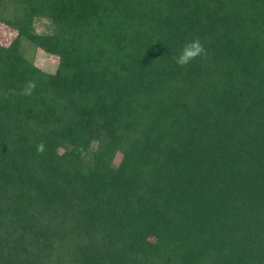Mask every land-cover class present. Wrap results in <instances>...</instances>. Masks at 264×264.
Wrapping results in <instances>:
<instances>
[{"label":"trees","instance_id":"obj_1","mask_svg":"<svg viewBox=\"0 0 264 264\" xmlns=\"http://www.w3.org/2000/svg\"><path fill=\"white\" fill-rule=\"evenodd\" d=\"M0 29V264H264V0H0Z\"/></svg>","mask_w":264,"mask_h":264},{"label":"clouds","instance_id":"obj_2","mask_svg":"<svg viewBox=\"0 0 264 264\" xmlns=\"http://www.w3.org/2000/svg\"><path fill=\"white\" fill-rule=\"evenodd\" d=\"M207 55L206 49L199 40V38L193 39L186 43L180 53L176 56H172L171 59L179 67H187L193 61L205 57ZM36 84L34 81H29L26 83L20 95L30 96L35 90ZM44 151V144L41 142L37 145V152L42 153Z\"/></svg>","mask_w":264,"mask_h":264},{"label":"rangeland","instance_id":"obj_3","mask_svg":"<svg viewBox=\"0 0 264 264\" xmlns=\"http://www.w3.org/2000/svg\"><path fill=\"white\" fill-rule=\"evenodd\" d=\"M45 20L36 22V28L38 32H43L46 29ZM15 32L7 29H0V43L7 45L14 37ZM34 63L40 69L53 73L58 63V59L54 56L48 55L42 51H37L34 55Z\"/></svg>","mask_w":264,"mask_h":264}]
</instances>
